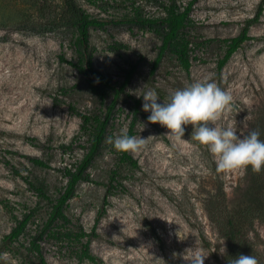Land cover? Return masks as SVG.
Segmentation results:
<instances>
[{
	"label": "rangeland",
	"instance_id": "374dc122",
	"mask_svg": "<svg viewBox=\"0 0 264 264\" xmlns=\"http://www.w3.org/2000/svg\"><path fill=\"white\" fill-rule=\"evenodd\" d=\"M76 1L105 23L91 29L95 66L116 82L137 67L127 90L142 100L135 136L148 139L132 154L138 167L121 163V152L105 142L90 180L69 201V227L92 235L91 251L99 261H82L75 238L44 235L39 242L48 264H188L183 254L194 248L209 255L204 264H227L231 244L207 205L220 186L230 200L239 197L249 181L247 169L217 173L215 157L191 138L192 127L177 140L166 127L149 123L142 96L155 90L162 103L192 83L215 82L234 99L233 111L219 126L246 136L256 113L264 116V0H194V24L187 29L194 42L189 72L171 55L153 72L161 39L130 21L134 5L146 16L163 14L161 6L150 0ZM190 1L180 0L182 5ZM256 18L252 39L220 70L225 41ZM75 35L66 0H0V243L17 218L35 212L26 233L0 255V264L38 262L28 247L50 203L36 186H44L51 198L60 194L66 168L75 166L89 146L87 136H78L77 112L105 109L89 78L62 59L76 61ZM131 119V104L123 98L109 137L128 133ZM30 157L49 167L34 165ZM250 228L254 257L264 264V222L256 220Z\"/></svg>",
	"mask_w": 264,
	"mask_h": 264
},
{
	"label": "trees",
	"instance_id": "16d2710c",
	"mask_svg": "<svg viewBox=\"0 0 264 264\" xmlns=\"http://www.w3.org/2000/svg\"><path fill=\"white\" fill-rule=\"evenodd\" d=\"M154 5L163 8V14L146 16L141 13L140 6H133L130 21L140 27L151 29L160 39L158 55L153 63L154 72L167 55L174 57L181 67L187 72L192 67L193 40L187 34V29L194 24L192 10L195 1L192 0L182 5L180 0H150ZM72 25L76 29L73 42L76 61H69L64 56L62 59L74 65L81 74L90 80V90L105 106L100 112L80 113L77 112L82 123L78 136H87L89 146L83 158L73 167L66 168L67 184L56 198L47 195L44 186H36L38 191L49 200L50 209L43 224L38 225L36 235L32 237L28 250L37 256L38 262L34 264H48L40 244L44 235L75 238L81 243L80 258L93 263L99 261L91 251L92 235L83 228L77 230L69 227L71 220L67 214L69 201L75 196L79 185L90 180V168L99 155L104 143L109 137L115 115L123 98L131 104L132 119L129 124L128 135H136V127L143 112L142 100L130 94L127 90L132 76L137 67L134 65L128 71L123 82H116L107 74L100 71L94 63V53L91 49V29L103 27L105 23L89 14L76 0H66ZM251 20L243 28L241 33L226 40V53L219 60L218 68L221 70L242 45L252 39L251 26L257 21ZM108 103V99L111 98ZM253 131L259 132V138L264 141V116L256 113L248 134ZM247 134V135H248ZM32 140H37L32 138ZM34 165L42 168L49 164L38 157H30ZM120 161L131 167H138V161L130 153L121 152ZM249 181L243 192L235 200H230L222 186L218 187L211 195L207 209L209 215L231 244V254L227 264H232L239 255L252 256L256 253V246L249 243L248 232L256 220L264 222V168L260 173H253L247 168ZM35 212L25 214L23 218H17L16 225L11 232L3 237L0 243V255L10 249L11 245L19 241L27 231L28 225ZM88 237V238H87ZM87 238V241L83 240Z\"/></svg>",
	"mask_w": 264,
	"mask_h": 264
},
{
	"label": "clouds",
	"instance_id": "9594fccd",
	"mask_svg": "<svg viewBox=\"0 0 264 264\" xmlns=\"http://www.w3.org/2000/svg\"><path fill=\"white\" fill-rule=\"evenodd\" d=\"M142 97L143 111L151 113L148 122L166 127L175 139H183L186 126L192 127L191 138L215 157L217 173L231 174L250 167L258 174L264 168V141L259 132L241 137L234 127L219 126L233 111L234 99L217 83L208 80L192 83L175 90L162 103L157 102L160 99L155 90H148ZM147 139L124 132L114 139L108 137L106 142L118 152L135 155L146 147ZM208 256L194 248L187 249L183 259L188 264H204ZM232 264H258V260L252 255H239Z\"/></svg>",
	"mask_w": 264,
	"mask_h": 264
}]
</instances>
